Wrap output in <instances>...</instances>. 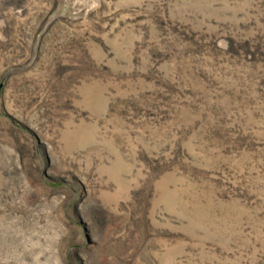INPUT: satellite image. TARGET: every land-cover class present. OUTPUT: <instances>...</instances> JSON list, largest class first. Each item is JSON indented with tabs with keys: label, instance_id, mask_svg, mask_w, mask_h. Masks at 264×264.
<instances>
[{
	"label": "rangeland",
	"instance_id": "rangeland-1",
	"mask_svg": "<svg viewBox=\"0 0 264 264\" xmlns=\"http://www.w3.org/2000/svg\"><path fill=\"white\" fill-rule=\"evenodd\" d=\"M0 264H264V0H0Z\"/></svg>",
	"mask_w": 264,
	"mask_h": 264
}]
</instances>
